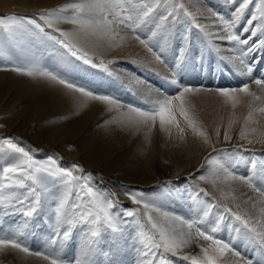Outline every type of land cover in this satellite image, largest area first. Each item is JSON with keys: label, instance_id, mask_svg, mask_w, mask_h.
Returning a JSON list of instances; mask_svg holds the SVG:
<instances>
[{"label": "rangeland", "instance_id": "rangeland-1", "mask_svg": "<svg viewBox=\"0 0 264 264\" xmlns=\"http://www.w3.org/2000/svg\"><path fill=\"white\" fill-rule=\"evenodd\" d=\"M74 2H79V0H9L0 6L5 8L3 10H9L8 7H11V11H2L0 17L15 14L18 17L37 18L40 13ZM138 2L147 3L149 6L157 5L148 21L141 25L136 33L146 40L152 37L149 44L161 55L163 62L157 60L144 45L142 46L150 53L151 59L146 60V55L139 57L128 53L127 55L113 54L121 50L119 46H128V44L122 45L119 35L127 32L129 36L135 37V34L124 26H116L111 32L101 29L96 33H83L73 40V43L86 52L97 67L71 57L62 46L51 41L46 42L40 48L45 65L66 72L76 84L85 89L117 98L122 102L123 107H113L109 110L103 102L84 96L87 100L79 102L71 94L64 93L68 109L74 113L72 117H75V127L70 132L46 137V133L41 131L53 125L52 119L46 114L55 109L48 104L47 108H40L34 115L25 117L22 102L27 96L20 95V98L8 107V111L0 113V119L3 117L0 120V143L3 139L11 138L29 150L38 161L54 157L59 167L72 170L76 176L90 173L92 186L110 194L109 198L115 199L118 206L116 211L123 213L131 210L138 213L134 217H125L127 226L118 246L108 243L102 245L105 251L109 249L111 251L108 257L99 258L100 264H139L142 249L138 243V234L141 226L151 231V226L144 213L148 212L154 218H159V214L150 208L145 209L143 204L134 203L129 194H136L137 198L145 203L160 207L162 211H167L170 215L175 214L186 219L200 218L205 210H208L210 213L208 226L215 225L218 218L223 216L221 231L217 235L224 241H230L232 247L240 254V246L235 242L248 245L253 241L250 239L253 234L243 228L230 213L225 212V207L231 209L232 212L245 215L246 218L258 216L260 203H257L255 209L252 205L262 198L259 199L241 180L236 182V187H231L232 179L225 180L228 183L227 187H222L221 183L226 179L224 169H228L239 177H249L253 175L255 164L254 183L264 188V180L261 179L264 177V112L260 111L259 105L249 107L241 100L233 107L228 98L215 92L219 86L213 84L214 77L222 75L221 70L224 65L219 56L214 54L213 49L206 47L208 37L196 26L197 24L203 25L194 12L195 6L188 4L185 0H138ZM32 5L36 8L29 7ZM181 5L183 7H180ZM200 7L213 9L225 16H230L231 12L224 0H201L196 5V8ZM19 10H27V12ZM170 12L172 15H169ZM64 14L71 16L73 10L68 9ZM162 16L168 19L160 28H157V25L161 24ZM111 19L112 17L109 16V20ZM40 23L43 24L42 21ZM56 28L71 33L77 30V25L61 22L56 25ZM45 30L52 35L59 36V32L51 28L46 27ZM153 32L157 33L154 37ZM185 36L187 40L184 39ZM161 45H165L163 52H160ZM188 45L196 52L203 50V60L194 64L185 63L177 70L178 49ZM96 48L97 50L94 51ZM101 61L104 62L107 71L99 67ZM110 61L114 63H109ZM5 63L0 60V68H11L10 64L5 67ZM121 70L131 71L143 81L153 82L158 90L149 91L153 101L163 98L165 94L172 96L178 93L179 89L170 83L172 79H178L184 86L200 89L186 94L185 108L195 119L197 129L206 134L208 143H205V136H198L191 128H188L178 114L177 120L181 127H184L183 135L187 140V142L177 141L184 144L180 148L175 146L177 142L170 136L175 132L180 133L175 127H172L169 135V132L160 129L158 120L155 125H136L130 122L127 118L128 106L146 109L153 101L148 102L143 97L144 93H141L138 86L129 83ZM228 79L234 84L233 87L241 86L236 77L230 76ZM250 112L251 118L246 119ZM10 118L23 120L22 127L20 125L8 127ZM7 119L9 120L6 121ZM16 127L28 128V136L15 133ZM225 132L230 137L227 140ZM45 139L49 140L50 147L43 145ZM171 141L174 143L171 144ZM56 142L64 147L62 152L57 151L58 148L54 146ZM170 147H176L177 152L184 151V147L188 154L186 156L190 157L193 165L198 162L200 170L195 174H187L185 177H171L184 165H179L183 164L179 162L175 169H170L171 161L168 154ZM207 149L209 153L200 159L201 153ZM67 153L76 160L65 158ZM209 157L213 162L206 160ZM18 160V155L8 153L5 160L0 162V168L5 162L14 163ZM86 164L96 168H87ZM73 165H78L83 173L73 169ZM200 176H205L207 179L201 180ZM201 189L203 191H200ZM23 219L22 215H5L3 211H0V224L3 225L5 231L10 227L15 228ZM46 219V213L42 211L29 220V228L23 242L33 254L51 252L53 247H60L59 244L51 245L50 237L53 232ZM237 228L240 229L239 232ZM104 239L107 240L109 237L105 236ZM78 240L79 232L74 235L69 244L64 246L63 251L66 257L71 258L76 254ZM6 254L5 249H0V264H9L11 259ZM254 258L253 256L250 260ZM172 259L175 264H189L178 257H172ZM220 264H225V262L220 261Z\"/></svg>", "mask_w": 264, "mask_h": 264}, {"label": "snow or ice", "instance_id": "snow-or-ice-1", "mask_svg": "<svg viewBox=\"0 0 264 264\" xmlns=\"http://www.w3.org/2000/svg\"><path fill=\"white\" fill-rule=\"evenodd\" d=\"M224 3L231 9L230 16L208 9L209 26L204 27L200 24L196 26L208 37L206 44L208 49L215 48L219 52L223 48L232 53L222 59L233 66L238 62L239 66L246 69L240 74L251 78L254 67L264 60V0H224ZM156 7V4L149 6L138 0H79L40 13L37 18L18 17L15 14L0 17V60L6 62L5 67L10 64L11 70L18 74L47 78L88 99L103 102L109 110L113 107L122 108L123 104L117 98L85 89L76 84L66 72L45 65L40 48L51 41L62 46L71 57L97 67L88 54L73 43V40L83 33H96L101 29L111 32L116 26H124L135 34L134 38L148 48L157 60L163 62L161 55L149 44L152 37L146 40L136 33V30L148 21ZM68 9L73 10V15L64 14ZM169 15L172 13L170 12ZM109 16L112 17L111 20ZM167 19L168 17L162 16L161 24L157 25V28H160ZM61 22L75 24L77 30L71 33L60 31L56 25ZM46 27L59 32V36L47 32ZM156 35V32L152 33L153 37ZM184 39L187 40V37L185 36ZM214 40L221 43L214 44ZM164 50L165 45H161L160 52ZM178 53L177 70L185 63L194 64L202 61L204 57L203 50L196 52L190 45L179 47ZM99 67L107 71L103 61ZM176 74L174 71V75ZM251 82L264 90V78H255ZM170 83L179 89L176 95L165 94L163 98L153 101L146 109L128 106L127 118L136 125H155L158 120L162 131L170 134L172 127H175L181 134L180 138L183 139L185 129L177 120L178 114L188 128L198 136H205V143H208L206 134L197 129L195 119L185 108V95L200 89L184 86L178 79H172ZM216 91L220 96L228 98L233 107L238 103L240 94L252 97L254 100L260 99L256 93L250 91L248 83L238 88H218ZM260 111L264 112V108ZM250 118L251 112L246 119ZM243 135L242 132L241 136ZM229 138L225 132V139ZM8 153L18 155L19 160L14 163L5 162L0 168V211L5 215L19 214L24 219L15 228L10 227L7 231L0 224V249L11 248L32 254V250L23 242V238L27 235L29 220L44 211L47 216L46 222L53 232L50 237L51 245L59 244L60 247H53L51 252H36L35 255H42L49 264H100L101 256L108 257L111 249L105 251L102 245L108 243L118 246L127 226L125 217H134L138 213L131 210L123 213L116 211L118 206L115 199L109 198L110 194L92 186L90 173L76 176L72 170L59 167L54 157L38 161L29 150L11 138L3 139L0 143V162L5 160ZM206 160L213 162L210 157ZM255 167L254 164L253 175L249 177H239L224 169L225 178L241 180L264 197V188L254 183ZM73 169L83 173L78 165H73ZM199 179L206 180L207 177L200 176ZM261 179L264 180V177ZM129 195L134 203L143 204L145 209L150 208L159 214L157 219L148 212L144 213L151 231L141 226L138 234V243L142 249L139 264H175L172 257H178L189 264H220L221 257L225 253L240 255L230 241H224L217 235L221 231L223 216L218 218L215 225L208 226L210 214L208 210H205L200 218L186 219L175 214L170 215L160 207L145 203L138 199L136 194ZM257 203H264V200L254 202L253 209L257 207ZM225 212L230 213L243 228L253 234L250 239L259 248H264V207L259 209L258 216L247 218L239 212H232L227 207ZM184 228L187 231H184ZM236 230L240 231L239 228ZM77 232H79L78 250L73 257L68 258L63 248L71 242ZM105 236L109 239L105 240ZM194 239H202L207 243L200 246L198 255H181L182 249ZM246 264H254V261L247 260Z\"/></svg>", "mask_w": 264, "mask_h": 264}, {"label": "bare ground", "instance_id": "bare-ground-1", "mask_svg": "<svg viewBox=\"0 0 264 264\" xmlns=\"http://www.w3.org/2000/svg\"><path fill=\"white\" fill-rule=\"evenodd\" d=\"M9 0H0V5L4 4L5 2H8ZM188 4L195 6V14L199 18V20L202 22V25L204 27H208V20L207 18L210 16L207 7H200L196 8V5L201 2V0H185ZM32 4H35L34 2H31ZM202 5V4H201ZM1 7V6H0ZM30 8L35 9L36 6L32 5L29 6ZM190 7V6H189ZM199 7V6H198ZM9 10H3L5 8L1 7L0 8V14H2V11H11V7H8ZM20 12H27V10H19ZM36 12V11H35ZM224 15V14H223ZM197 19V18H196ZM122 28V27H121ZM124 29V28H123ZM120 36V42L123 43L122 45H127V47H122L121 50H119L117 53H113L116 55H127L128 54H133V56H139V57H145L146 55V60L151 59L150 53H148L147 50L142 46V44L134 39L132 36H129L127 32H123L122 35ZM203 36V35H202ZM104 37H102L103 39ZM214 44H220V41H213ZM139 49V50H138ZM214 51L215 55H218L220 58V61L223 62L224 68L221 70V76L220 77H214V85L219 86V89H233V88H238V87H233V83L230 82L228 79L230 76L231 77H236L237 80H239V84L241 86L245 83L249 84V89L250 91L256 93L257 96L260 97L258 100H254L252 97L245 96L243 94H240V99L243 103H246L252 106L255 105L258 107V105L261 108H264V90L259 89L254 83L251 82L252 79L255 78H264V60H261L253 69V73L251 78L245 75H241V71H246V69L242 68L239 66L238 62L236 66H233L232 64L226 63L222 57L232 55V53L227 52L223 48L220 49L218 52L215 48H212ZM94 49V51H96ZM111 54V55H113ZM144 59V58H143ZM217 61V60H216ZM113 66V65H112ZM116 67V66H115ZM117 68V67H116ZM7 72H6V71ZM9 73V74H7ZM121 73H123L126 76V80L135 85L138 86L139 90L141 93L143 92L148 102H152L153 98L150 96L149 91H155L157 90V86L150 81H143L142 78L134 75L131 71H124L121 70ZM121 74L122 76H124ZM120 75V77H121ZM220 75V74H219ZM205 76V75H204ZM214 76V75H212ZM227 76V77H226ZM206 77V76H205ZM208 77V76H207ZM138 81H143L138 82ZM240 86V87H241ZM134 87V86H133ZM206 89V88H205ZM207 91H211L206 89ZM158 91V90H157ZM213 91V90H212ZM215 92H217L215 90ZM64 93H69L71 94L74 98H76L77 101L79 102H85L87 99L84 98L80 93H77L73 90H69L65 88L63 85H60L55 82H51L47 78L43 77H29L25 75H21L16 73L15 71H12L11 68H0V113L3 114L4 112L8 111V107L11 106V104L15 101H17L20 98V95H26L27 97L23 100L22 104L24 105V116L27 117V115H34V113L38 109H45L47 108V105L49 104L53 110L52 112L46 114L49 115V118L52 119V124L45 130L41 132L46 133V137L53 136L56 134H63L72 131V129L75 127V121L74 118L72 117V113L68 109V103L66 101V97ZM186 96V95H185ZM186 98V97H185ZM186 101V100H185ZM67 106V108H66ZM68 109V111H67ZM257 111V110H256ZM61 113V114H59ZM0 114V115H1ZM260 114V113H259ZM107 118V117H105ZM3 119V117H2ZM0 119V120H2ZM7 119L6 121H8ZM10 124L8 122V127L11 125H20L22 127L23 125V120L18 119V118H10ZM36 122V121H35ZM46 124V123H43ZM34 126V125H33ZM16 132L18 134H21L23 136H28L27 133H29L28 128L23 129L20 127H16ZM24 132V133H22ZM93 132H96V130H93ZM168 135V133H167ZM170 135V134H169ZM170 136L173 137L172 140L177 141H182V142H187L185 136L183 135V139H181V134L180 133H172ZM41 138V136H40ZM171 139V138H170ZM174 141H171V144H173ZM43 145H47V147H50L49 140H44ZM184 144L177 142L175 144L176 147L180 148ZM54 146L57 149V151L62 152L64 150V147L59 144V143H54ZM176 147H170L168 149V154L170 155V169L173 170L175 169V166L178 165L177 163L183 162V164L179 165H184L182 169H180L177 173H174L171 175V177H185L187 174H195L200 168H198V162L195 163L194 165L192 164V160H190V157L186 156L188 155L185 152V148L183 147L184 151H175ZM209 151L208 149L203 151L201 153L200 159H203L205 154H208ZM65 158L67 159H72L76 160L73 156H71L69 153L65 154ZM186 156V157H184ZM87 168L90 169H95L96 167L88 166L86 164ZM227 179H224L223 182L221 183V186H228ZM157 182V181H156ZM236 182H239L238 179H232L233 185L231 187H236ZM241 182V181H240ZM148 183V182H147ZM146 183V184H147ZM150 183V182H149ZM243 183V182H242ZM245 185V184H244ZM251 192L256 194L258 198H262L264 200V197H261L257 192H255L253 189L249 188ZM115 190H117L115 188ZM240 191V190H239ZM261 201V200H260ZM264 207V203H260V208ZM184 231H187L186 228H184ZM205 242L202 240H193L187 247L182 249V254H189V255H198L199 254V249L200 245H204ZM236 245L238 244L240 255L239 256H233L231 253H225L220 261L225 262V264H246L247 260H250L251 257L254 258V264H264V248H259V246L251 241L248 245H243L241 242H235ZM206 244V243H205ZM7 251L6 256H8L11 260L9 264H49L48 261H46L42 256H38L35 254H26L23 252H20L19 250L16 249H11L7 248L5 249ZM247 257V258H246Z\"/></svg>", "mask_w": 264, "mask_h": 264}]
</instances>
